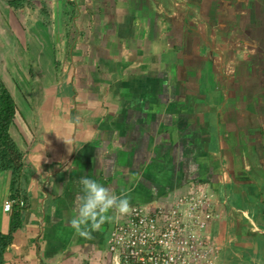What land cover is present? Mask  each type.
Masks as SVG:
<instances>
[{
    "label": "crops",
    "instance_id": "1",
    "mask_svg": "<svg viewBox=\"0 0 264 264\" xmlns=\"http://www.w3.org/2000/svg\"><path fill=\"white\" fill-rule=\"evenodd\" d=\"M0 78L23 162L2 264H111L121 215L69 226L84 176L132 206L200 185L212 264H264V0H0Z\"/></svg>",
    "mask_w": 264,
    "mask_h": 264
},
{
    "label": "built area",
    "instance_id": "2",
    "mask_svg": "<svg viewBox=\"0 0 264 264\" xmlns=\"http://www.w3.org/2000/svg\"><path fill=\"white\" fill-rule=\"evenodd\" d=\"M15 203L8 200L5 208ZM210 205L208 192L195 185L171 204L132 206L108 239L111 264H212L215 250L201 234Z\"/></svg>",
    "mask_w": 264,
    "mask_h": 264
},
{
    "label": "clouds",
    "instance_id": "3",
    "mask_svg": "<svg viewBox=\"0 0 264 264\" xmlns=\"http://www.w3.org/2000/svg\"><path fill=\"white\" fill-rule=\"evenodd\" d=\"M82 195L79 197L77 214L69 221V226L85 240H91L93 233L110 223L115 212L127 215L132 211L131 196L128 193L117 195L110 187L87 176L81 177Z\"/></svg>",
    "mask_w": 264,
    "mask_h": 264
},
{
    "label": "trees",
    "instance_id": "4",
    "mask_svg": "<svg viewBox=\"0 0 264 264\" xmlns=\"http://www.w3.org/2000/svg\"><path fill=\"white\" fill-rule=\"evenodd\" d=\"M15 112V102L0 78V171H11L13 189L23 168L20 150L9 135V127L13 122ZM11 196L14 195L11 194ZM15 227L16 224L12 221L10 232L6 234L0 233V264L3 263V253L11 244V232Z\"/></svg>",
    "mask_w": 264,
    "mask_h": 264
},
{
    "label": "rangeland",
    "instance_id": "5",
    "mask_svg": "<svg viewBox=\"0 0 264 264\" xmlns=\"http://www.w3.org/2000/svg\"><path fill=\"white\" fill-rule=\"evenodd\" d=\"M214 256L216 257V255H215V254L213 255V257H214Z\"/></svg>",
    "mask_w": 264,
    "mask_h": 264
}]
</instances>
